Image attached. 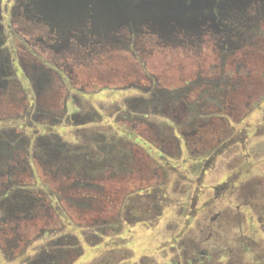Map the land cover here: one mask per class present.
Masks as SVG:
<instances>
[{"label": "rangeland", "instance_id": "1", "mask_svg": "<svg viewBox=\"0 0 264 264\" xmlns=\"http://www.w3.org/2000/svg\"><path fill=\"white\" fill-rule=\"evenodd\" d=\"M102 1L58 0L66 23L48 29L29 0H0V264H247L242 235L263 256L264 0H144L165 22ZM222 130L220 153L195 162ZM138 194L155 208L131 223ZM236 207L262 210V230L229 222Z\"/></svg>", "mask_w": 264, "mask_h": 264}, {"label": "flooded vegetation", "instance_id": "2", "mask_svg": "<svg viewBox=\"0 0 264 264\" xmlns=\"http://www.w3.org/2000/svg\"><path fill=\"white\" fill-rule=\"evenodd\" d=\"M205 52H207V51H205ZM208 57H209V59H211V56L210 55ZM226 58L228 59L229 56H226ZM214 59H216V57H214ZM75 64H77V63H75ZM13 65L14 66L17 65V63H13ZM246 68H247V66H246ZM17 69L19 70V67L18 66H16V70ZM222 73L223 72H221V74ZM136 75L137 76H135V77H136V79L139 80L140 84L143 83V82H145L144 81L145 75L142 73V71H141V74L139 72V74H136ZM224 75L225 76L223 78L225 80H227V81L229 80V78H231V76H227L226 73H224ZM189 78H191V77H189ZM184 82L188 83L187 80H185ZM19 100H20L19 106L14 107V108H12V110L8 111V112L15 111L13 113L15 115L12 116V117H10L11 119L12 118H18L19 117V113H17V112L20 111L19 108L22 105L21 99H19ZM0 113L1 114H4V112L1 111V110H0ZM180 125H181V127H178V128L179 129H183L185 131V134H182L181 133L182 135H185V139L187 138V136L195 135L196 132H195V130H193V128L195 127L194 125L187 124L185 120H184V122H180ZM134 126L135 125L132 124L131 125V128H134ZM168 127L169 128H172V126H168ZM185 129H190V130L187 131ZM146 132L147 131H144L143 132L144 137L147 136V133L148 132L147 133ZM225 134L228 136L227 132L225 131V133H224V130H222V131H218L217 134H215V136H213V135L208 136V138H206L205 140H202L201 138H199L200 139V142H203L204 147H195V146H192L193 147L192 154H194L195 152L198 151L196 153L197 155L196 156H193V160L195 162H197L198 164H203L204 166H206V164L209 163V161H211L214 158V156L217 155V154H219L220 151H221L220 150V147L216 146V143L217 142L216 143L214 142V139L215 138H213V137H216L217 140H218V144H220L221 143L220 137H223L224 138L225 137ZM174 137L177 139V136L175 134H174ZM209 137H211V138H209ZM148 138H149V136H148ZM151 141H153V140H151ZM36 142L37 141H35L34 144ZM182 143H184V142H182ZM151 144H157V142L156 141H153V142H151ZM193 144H195V142L194 143L192 142V145ZM10 146H12V145H10ZM12 148H14V147H12ZM163 159L164 158H162L160 156V163H161V161ZM165 163H166V161H165ZM152 164H155L156 165V168L159 169V163L155 162V163H152ZM203 170H204V168L201 171H203ZM201 171H200V173H201ZM54 174H56V173H54ZM54 174H53V176H51V179L52 180L53 179L54 180H56V179L61 180V178H56V176ZM132 185H133V187L134 186L135 187H139V185L137 186V183L136 182H132ZM222 185H225L226 186V184H224V183ZM222 187L223 186H220L219 188L213 187V190L217 192V191L223 190ZM227 188H228V186H227ZM68 190H73V189L69 188ZM147 191H148V189L147 190L146 189H143L142 190V193H147ZM229 195H231L233 197L236 196V197H239V198L244 199V200H246L248 197L251 198V196H253V194H250L248 192L243 191L242 188H240V189L239 188H237V189H234L233 188V190L229 193ZM133 196H134L133 199H130L129 198V200H128L129 202H128L127 208L125 210V215L128 218H130L131 223L132 222L133 223H140L142 221L141 218H144L145 216H147L148 213L150 212V210L154 209L155 206H154V204H151V201L149 202V199L147 197L148 195L147 196L144 195V197L141 196L140 194L133 195ZM141 197H143V199ZM57 209H59V208L57 207ZM247 209L245 210V214H244L245 217L243 215H241L242 212L239 211V208L238 207L235 208V210H237L235 212H233L231 209H229L226 212L227 213V216H228V219L231 218V221H229V222L236 224V226L239 227V230H241V222L243 221V219H245L246 224H248V225H246V229H247V226H248V229H251L250 231H252V230H256V232L261 231L262 228H263V225H262V217L260 216V213H263V211L260 210V209H256L255 210L254 207H252V208L247 207ZM135 213H139L138 217H137V215ZM253 213H255V214L257 213L256 215L259 216L256 219L257 221H254V215H252ZM143 214H145V216ZM200 218H202V221H204L205 220V215H201ZM14 222H16V220ZM255 223H257V224H255ZM33 226H35V223L32 224L31 231H29L26 235L29 234V235L32 236L34 234L33 233V229H34ZM226 227H228V226H226ZM217 228L220 229L221 228V224L220 225H217ZM4 229L6 230V232L2 236V241L4 242L5 245L7 244L9 246V249L10 250H12L13 252H16L20 248V246H21L20 240H22V238H23V235H24L23 231L21 230V228L19 226H17V224L12 225L11 223H7V225L4 226ZM227 229L230 230L229 227ZM232 229H237V228L231 227V230L230 231H232ZM15 231L17 232L16 235H14V232ZM179 238H180V236H176L170 242H172V244L173 243H176ZM24 239H25V237H24ZM239 242H240L239 243L240 244L239 249L241 251L243 250V252L251 255V259H250L251 261L248 262L247 264H264V255L263 256L256 255V254H258L260 252H253V251H251L252 246H250L251 245L250 244L251 243V240L249 238H247L246 236L243 237V235H242L241 238H240V240H239ZM259 244L262 245V242L259 243ZM6 249H8V248L6 247ZM202 261H203V264H220L219 262H217L218 260L216 259V255H213V256L210 257L208 254H204V257H202Z\"/></svg>", "mask_w": 264, "mask_h": 264}, {"label": "water", "instance_id": "3", "mask_svg": "<svg viewBox=\"0 0 264 264\" xmlns=\"http://www.w3.org/2000/svg\"><path fill=\"white\" fill-rule=\"evenodd\" d=\"M58 0H29V3L32 5H37V8L39 9V17L32 18L34 22L41 24L48 29H55L60 28V26L63 23H66V19H62L60 15H57V11H61L63 8L60 3L57 2ZM109 0L102 1L104 6L107 5L110 11L114 12V8L117 9L118 7H125L127 1L122 2L123 0H111L112 3L107 2ZM120 2V3H119ZM131 6L135 9V16L144 18V11H147V3L144 0H131L130 1ZM170 5L171 13H174L175 11V4H166ZM58 6H60L58 8ZM150 8H154L152 11H150L146 16L147 20H159L160 22H165V20L162 19V17L168 16L169 11H165L160 7V4H154V6H151ZM56 11V12H55ZM72 23V20H70ZM97 22V21H93ZM60 35V34H59Z\"/></svg>", "mask_w": 264, "mask_h": 264}]
</instances>
